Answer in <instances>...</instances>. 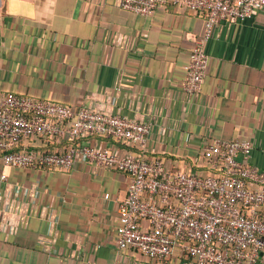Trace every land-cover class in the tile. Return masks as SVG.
Returning a JSON list of instances; mask_svg holds the SVG:
<instances>
[{
    "label": "crops",
    "instance_id": "crops-1",
    "mask_svg": "<svg viewBox=\"0 0 264 264\" xmlns=\"http://www.w3.org/2000/svg\"><path fill=\"white\" fill-rule=\"evenodd\" d=\"M204 30L203 15L173 4L142 15L121 0H0V92L151 122L149 155L167 167L192 170L214 141L248 139L264 170V10L217 27L202 92L190 96L185 67ZM129 180L85 161L67 172L0 162V264H185L118 248Z\"/></svg>",
    "mask_w": 264,
    "mask_h": 264
},
{
    "label": "built area",
    "instance_id": "built-area-1",
    "mask_svg": "<svg viewBox=\"0 0 264 264\" xmlns=\"http://www.w3.org/2000/svg\"><path fill=\"white\" fill-rule=\"evenodd\" d=\"M168 4L205 18L204 34L185 67L183 88L190 96L202 92L210 63L207 47L217 27L241 24L264 10V0H121L123 9L142 15ZM152 129L151 122L0 92L4 165L67 172L85 161L95 169L129 175L119 206L120 250L157 262L178 253L185 264H258L264 251V170L250 163L252 141L216 140L203 149L192 170L179 169L149 155ZM86 137L112 139L130 151L122 155L118 148L78 144ZM42 138H67L72 145L47 153L34 147Z\"/></svg>",
    "mask_w": 264,
    "mask_h": 264
},
{
    "label": "trees",
    "instance_id": "trees-1",
    "mask_svg": "<svg viewBox=\"0 0 264 264\" xmlns=\"http://www.w3.org/2000/svg\"><path fill=\"white\" fill-rule=\"evenodd\" d=\"M86 138H83L78 141V144L83 143V140ZM112 140V139H111ZM72 143L69 141V139H45L42 138L38 140L37 145L34 146L36 149L41 148V150L51 153V152H64Z\"/></svg>",
    "mask_w": 264,
    "mask_h": 264
}]
</instances>
